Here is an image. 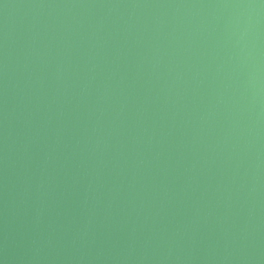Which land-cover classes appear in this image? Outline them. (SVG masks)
<instances>
[{
    "label": "water",
    "instance_id": "95a60500",
    "mask_svg": "<svg viewBox=\"0 0 264 264\" xmlns=\"http://www.w3.org/2000/svg\"><path fill=\"white\" fill-rule=\"evenodd\" d=\"M0 264H264V0H0Z\"/></svg>",
    "mask_w": 264,
    "mask_h": 264
}]
</instances>
